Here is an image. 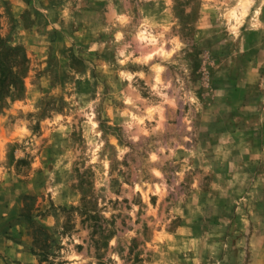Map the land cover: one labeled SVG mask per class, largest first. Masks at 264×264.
<instances>
[{
    "label": "rangeland",
    "instance_id": "374dc122",
    "mask_svg": "<svg viewBox=\"0 0 264 264\" xmlns=\"http://www.w3.org/2000/svg\"><path fill=\"white\" fill-rule=\"evenodd\" d=\"M1 186L0 264H264V0H0Z\"/></svg>",
    "mask_w": 264,
    "mask_h": 264
},
{
    "label": "crops",
    "instance_id": "0c3cea01",
    "mask_svg": "<svg viewBox=\"0 0 264 264\" xmlns=\"http://www.w3.org/2000/svg\"><path fill=\"white\" fill-rule=\"evenodd\" d=\"M1 190H3V186L0 187V191ZM2 194L3 193L0 192V196H2ZM6 196L7 195H5V197H3V198H6ZM16 197H17V195H16ZM7 198H11V197H9V195H8ZM10 200H12V199H10ZM6 203H9V199H8V202H6ZM0 204L1 205H4L5 204L4 201H2L1 198H0ZM7 209L8 208H4V213H7L8 212ZM1 214H3V213H1ZM3 239L5 241V238L4 237H3ZM0 240H2V239H0ZM4 241L2 240V243H5ZM1 250H2V252L4 251L5 253H7L9 255L14 254L12 256H19L20 255L23 258L26 257L27 259H32V261L35 260V257L32 254H30L28 251L25 250V248H22V246H20V244H18L16 242H11V243L10 242H7L4 246L2 245V249ZM17 259L21 260V258H19V257H17Z\"/></svg>",
    "mask_w": 264,
    "mask_h": 264
}]
</instances>
